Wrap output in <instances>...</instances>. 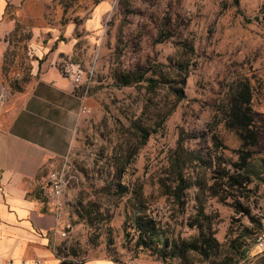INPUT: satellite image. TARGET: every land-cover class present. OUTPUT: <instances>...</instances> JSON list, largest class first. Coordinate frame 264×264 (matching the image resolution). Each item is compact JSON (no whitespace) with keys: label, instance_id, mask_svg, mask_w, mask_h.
<instances>
[{"label":"rangeland","instance_id":"1","mask_svg":"<svg viewBox=\"0 0 264 264\" xmlns=\"http://www.w3.org/2000/svg\"><path fill=\"white\" fill-rule=\"evenodd\" d=\"M5 12L17 28L6 36L0 63L8 93L30 82L34 48L65 44L70 51L60 57L84 71L87 111L65 160L68 183L65 204L56 211L54 254L75 264L246 261L264 218V0H10ZM135 70L158 78V86L117 83L118 73ZM240 81L252 88L257 143L251 148H243L224 121L227 95ZM172 87H183L185 98L177 102ZM134 121L151 129L144 145ZM179 141L220 161V171L251 155L250 184L230 189L224 201L200 195L215 240L208 259L182 251L203 223L197 189L189 190L182 207L162 194L158 182ZM197 169L211 173L204 165ZM136 214L152 217L151 238L141 236ZM236 241H245L241 251Z\"/></svg>","mask_w":264,"mask_h":264},{"label":"crops","instance_id":"2","mask_svg":"<svg viewBox=\"0 0 264 264\" xmlns=\"http://www.w3.org/2000/svg\"><path fill=\"white\" fill-rule=\"evenodd\" d=\"M9 2L0 0V63L9 46L6 36L15 28L13 20L4 19ZM48 47L33 49L31 80L22 91L8 93L0 83L5 95L0 103V264L63 260L50 245L60 220L48 202L50 189L44 180L69 158L85 95L59 67L60 55L70 48ZM242 264H264V252L253 245Z\"/></svg>","mask_w":264,"mask_h":264},{"label":"trees","instance_id":"3","mask_svg":"<svg viewBox=\"0 0 264 264\" xmlns=\"http://www.w3.org/2000/svg\"><path fill=\"white\" fill-rule=\"evenodd\" d=\"M16 29L13 30V34L16 33ZM183 66V63H177L179 69L185 70L186 68H183ZM146 74V71H125L118 73L116 80L120 86H130L140 82H147L148 88L154 90L159 84V79L154 76H147ZM182 83H186V77ZM24 88L20 85L16 86L17 91H22ZM172 91L176 95L177 102L185 98L183 87H172ZM227 96V102L223 108L225 126L236 132L243 148H251L257 143L254 126L255 119L251 107L252 88L249 83L240 81ZM133 128L139 134L141 145H144L150 136L151 129L138 121L133 122ZM250 157L251 155L248 153L242 157V163L232 164L235 165L233 170L224 168L220 171L219 168L222 166L220 161L216 162L212 157H210L211 159H207L205 156L197 154L194 151H189L181 144V141L178 142L177 147L169 156V165L158 182L162 194L173 198L174 203H180L182 207L186 204V194H188L189 190L192 188L197 189L195 198L199 202L200 215L203 217V223L199 225L200 231L198 237L195 241L186 243V245L184 244L183 252H197L204 255L206 259L210 257L212 250H214L213 242L215 240L211 236L209 228L206 230L205 221H207L209 216L205 212V202L200 198V195L217 197L219 201H224L230 189L244 187L250 184L252 182L251 176L254 172L253 167L248 161ZM201 165L211 170L209 176L197 169ZM188 169L191 170V175L186 174ZM217 173L220 176H217ZM221 190L225 193L224 195ZM138 203L141 204V199L138 200ZM251 220L256 222L253 217H251ZM263 220L264 218L261 223H257L258 232L262 228ZM134 222L137 224L143 238H151L156 228L152 217H149L147 214L144 216L136 214ZM195 225L197 224H193V226ZM245 244V241H236L235 251H241ZM159 250L164 251V245ZM174 256L177 255L174 253ZM234 262L229 257L222 260V264H234ZM59 264H75V262L63 259Z\"/></svg>","mask_w":264,"mask_h":264},{"label":"built area","instance_id":"4","mask_svg":"<svg viewBox=\"0 0 264 264\" xmlns=\"http://www.w3.org/2000/svg\"><path fill=\"white\" fill-rule=\"evenodd\" d=\"M62 73L71 79L75 88L80 87L84 82V71L81 69L79 64L71 62L70 59L62 58L59 63ZM5 98L4 94H0V103L3 102ZM87 108L85 105L82 108V112L85 113ZM66 161L58 168L52 169L48 172L45 177V183L49 187L50 191L48 193V202L52 205L55 211H59L65 204V192L68 180L65 174ZM65 233H63L64 235ZM255 246L258 247L262 252H264V220L260 231L255 237ZM8 264H11L9 262ZM132 264H141L135 261Z\"/></svg>","mask_w":264,"mask_h":264},{"label":"bare ground","instance_id":"5","mask_svg":"<svg viewBox=\"0 0 264 264\" xmlns=\"http://www.w3.org/2000/svg\"><path fill=\"white\" fill-rule=\"evenodd\" d=\"M105 4H102L98 9L100 10L101 8H104ZM96 14L98 15V12L96 11Z\"/></svg>","mask_w":264,"mask_h":264}]
</instances>
